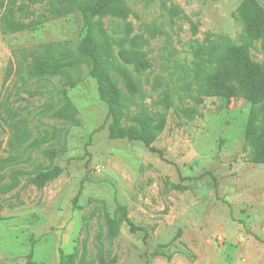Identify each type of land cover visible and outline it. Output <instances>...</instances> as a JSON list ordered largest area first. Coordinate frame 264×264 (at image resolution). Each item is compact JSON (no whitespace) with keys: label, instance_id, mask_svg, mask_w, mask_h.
<instances>
[{"label":"rangeland","instance_id":"obj_1","mask_svg":"<svg viewBox=\"0 0 264 264\" xmlns=\"http://www.w3.org/2000/svg\"><path fill=\"white\" fill-rule=\"evenodd\" d=\"M81 1L122 9L96 18L113 91L73 7L0 0V264H264V102L211 85L232 59L264 69L243 0ZM115 97L117 132L163 158L109 137Z\"/></svg>","mask_w":264,"mask_h":264},{"label":"trees","instance_id":"obj_2","mask_svg":"<svg viewBox=\"0 0 264 264\" xmlns=\"http://www.w3.org/2000/svg\"><path fill=\"white\" fill-rule=\"evenodd\" d=\"M79 12L85 23L87 29L86 36L83 38L79 51L77 52V59L79 61H91L93 64V76L98 80H107L112 88L108 76L104 73L96 51L99 50L96 46L95 29L98 26L99 20L96 18H103L111 15H122V9L119 6H112L108 2L101 3H84L81 0H62ZM239 11L245 21V38L252 41L261 39L264 45V9L260 7L256 0H243ZM98 22V23H97ZM235 47H233L234 49ZM238 49L235 51L237 52ZM240 51V50H239ZM76 61H74L75 63ZM48 61H42L37 65L39 71H47L49 68ZM53 71V70H51ZM212 93L226 98H242L254 104H261L264 102V69L257 65H253L247 59L242 60L241 63L237 59H232L227 68L215 74L211 79ZM117 93V92H116ZM115 93V94H116ZM112 95V92H111ZM108 114L107 120H111L109 125V137L111 139H130L140 141L151 152L157 153L161 158L164 157L163 151L157 149L152 145V140L146 136L145 129L130 130L125 132H117L119 122L118 107H120L117 97L108 99ZM253 139V137H249ZM263 151L261 156H264V138H261ZM61 168H55L49 172L44 178L52 179L61 173ZM203 176H211L218 186L217 179L211 172H206ZM114 228V224H113ZM73 257L64 256L61 254L59 264H72Z\"/></svg>","mask_w":264,"mask_h":264}]
</instances>
